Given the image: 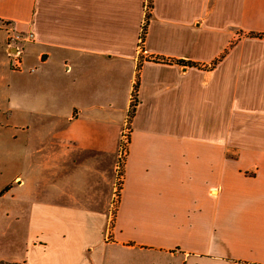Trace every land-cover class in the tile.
<instances>
[{"label": "crops", "instance_id": "crops-1", "mask_svg": "<svg viewBox=\"0 0 264 264\" xmlns=\"http://www.w3.org/2000/svg\"><path fill=\"white\" fill-rule=\"evenodd\" d=\"M0 129V261L264 264V0H0Z\"/></svg>", "mask_w": 264, "mask_h": 264}, {"label": "rangeland", "instance_id": "rangeland-1", "mask_svg": "<svg viewBox=\"0 0 264 264\" xmlns=\"http://www.w3.org/2000/svg\"><path fill=\"white\" fill-rule=\"evenodd\" d=\"M0 132H2L1 129H0ZM12 141H17V140L9 139V136L6 133L5 135L0 134V159H1L0 161V191L4 189L5 184L11 181L12 176L21 167V164L17 163V161L19 160L16 158L19 154L20 146L18 142H12ZM120 143H121V135H120L119 145ZM122 162L123 161L121 160L120 162L121 170H122ZM5 203H13V198L12 197L9 198L8 196H4L2 198V195H1L0 204H5ZM0 216H2V212H0ZM11 237H13V235H11ZM17 237L18 235L16 236V238Z\"/></svg>", "mask_w": 264, "mask_h": 264}, {"label": "built area", "instance_id": "built-area-1", "mask_svg": "<svg viewBox=\"0 0 264 264\" xmlns=\"http://www.w3.org/2000/svg\"><path fill=\"white\" fill-rule=\"evenodd\" d=\"M34 38L33 33H25L21 34L18 32H13L8 30L7 35H6V45L8 47H14L15 52L11 53L10 52V57H11V64L13 68H18L20 64V59H19V46L23 42H28L32 41ZM127 143H128V127L127 125L124 126V129L121 133V143L119 145V151H118V161L116 164V169H115V183H114V189H113V195H112V207H114L117 199V194L118 190L120 187V183L122 180V170L120 168V162L121 160L124 161V157L126 154V149H127ZM123 158V159H122ZM123 163V162H122Z\"/></svg>", "mask_w": 264, "mask_h": 264}, {"label": "trees", "instance_id": "trees-1", "mask_svg": "<svg viewBox=\"0 0 264 264\" xmlns=\"http://www.w3.org/2000/svg\"><path fill=\"white\" fill-rule=\"evenodd\" d=\"M146 20H147V16L146 19L144 20V23L142 24V28H141V32H140V41H143L144 35H145V30H146ZM178 62V61H177ZM136 90H137V83H134L133 85V90H132V101L130 104V113L134 107V105L136 104ZM0 264H23V263H15V262H5V261H0Z\"/></svg>", "mask_w": 264, "mask_h": 264}]
</instances>
